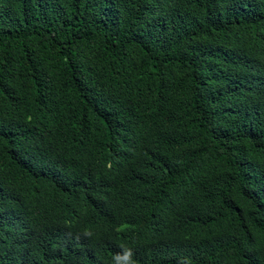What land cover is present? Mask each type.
<instances>
[{
  "label": "trees",
  "instance_id": "16d2710c",
  "mask_svg": "<svg viewBox=\"0 0 264 264\" xmlns=\"http://www.w3.org/2000/svg\"><path fill=\"white\" fill-rule=\"evenodd\" d=\"M121 245L264 264V0H0V264Z\"/></svg>",
  "mask_w": 264,
  "mask_h": 264
},
{
  "label": "clouds",
  "instance_id": "9594fccd",
  "mask_svg": "<svg viewBox=\"0 0 264 264\" xmlns=\"http://www.w3.org/2000/svg\"><path fill=\"white\" fill-rule=\"evenodd\" d=\"M111 167V165H109ZM128 224H121L116 228L117 232H124L129 230ZM94 235L91 229L85 228L82 233L77 235V239L80 236L84 238H92ZM111 264H139V261L135 258V251L132 247L121 245L120 250L113 253L111 257ZM179 264H193V260L190 257H182Z\"/></svg>",
  "mask_w": 264,
  "mask_h": 264
}]
</instances>
